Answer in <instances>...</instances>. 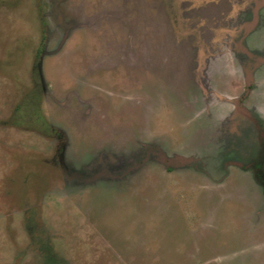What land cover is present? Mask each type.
<instances>
[{"label": "rangeland", "instance_id": "obj_1", "mask_svg": "<svg viewBox=\"0 0 264 264\" xmlns=\"http://www.w3.org/2000/svg\"><path fill=\"white\" fill-rule=\"evenodd\" d=\"M263 181L264 0H0V264H264Z\"/></svg>", "mask_w": 264, "mask_h": 264}, {"label": "flooded vegetation", "instance_id": "obj_2", "mask_svg": "<svg viewBox=\"0 0 264 264\" xmlns=\"http://www.w3.org/2000/svg\"><path fill=\"white\" fill-rule=\"evenodd\" d=\"M116 86H117V85H116ZM112 87H113V86H112ZM119 89H120V88H119ZM121 91H123V90H121ZM248 93H249L248 90H247V91L245 90L244 93H243V94H244L243 96H244V97L248 96ZM114 95L116 96L117 93L115 94V92L112 91V92H111V96H110V101H112V100L115 98ZM111 104H112V103H111ZM91 111H92V110H91ZM93 113H94V112L90 113L88 116H92ZM96 113H97V112H96ZM94 114H95V113H94ZM98 114H99V113H98ZM99 116H101V117H105V115H100V114H99ZM60 131H61V130H60ZM60 133H61V132H60ZM116 133H117V136H118L120 132H118V131L116 132V131H115V132L113 133V135L111 136V138H113V136H115ZM61 137H62V136H61ZM122 138H123V137H122ZM120 139H121V137H120ZM113 141H114L115 143L112 142V143H110L109 146H112V145H114V144H115V145L117 144V143H116V142H117L116 139H113ZM107 143H109V142H107ZM60 164H61V168L65 169V168H64V167H65V165H64V164H65V158H64V156H63V153L60 155ZM90 164L93 165V160H92V162L89 163V165H90ZM91 168H92V167H91ZM91 168H90V169H91ZM76 175H78V174H76ZM78 177H84V178L89 179L86 175H81V176H78ZM90 178H91V177H90ZM91 179H94V178H91ZM95 179H96V178H95ZM261 184H264V181L261 182Z\"/></svg>", "mask_w": 264, "mask_h": 264}]
</instances>
